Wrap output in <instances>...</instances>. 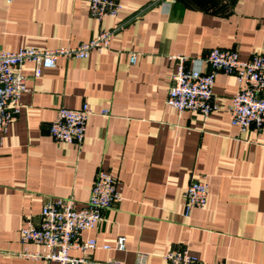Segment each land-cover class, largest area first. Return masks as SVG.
Listing matches in <instances>:
<instances>
[{
  "label": "crops",
  "instance_id": "1",
  "mask_svg": "<svg viewBox=\"0 0 264 264\" xmlns=\"http://www.w3.org/2000/svg\"><path fill=\"white\" fill-rule=\"evenodd\" d=\"M118 1L126 6L117 17L98 18L90 0H0V49L76 45L125 22L103 51L62 57L40 75L25 63L28 89L0 147V264H58L20 255L45 251L22 242L20 228L56 197L85 204L101 168L117 174L123 199L84 231L98 246L73 254L166 264L168 250L186 247L205 263L264 264V124L242 132L227 110L244 83L219 72L221 107L208 115L166 101L174 55L191 65L215 46L243 58L261 50L264 0ZM85 102L94 112L83 143L58 142L49 129L58 108ZM197 178L208 182V201L186 215L183 190Z\"/></svg>",
  "mask_w": 264,
  "mask_h": 264
},
{
  "label": "built area",
  "instance_id": "2",
  "mask_svg": "<svg viewBox=\"0 0 264 264\" xmlns=\"http://www.w3.org/2000/svg\"><path fill=\"white\" fill-rule=\"evenodd\" d=\"M158 2L162 0H151ZM126 5L118 0H90V14L98 18L105 15L117 17ZM125 22L119 19L110 28L100 29L92 39L76 45L55 48L22 47L18 50L0 49V147L4 133L21 110V95L28 89L23 67L26 62L34 63L35 75H40L44 67H53L62 57H87L91 50L103 51L110 45L112 37L120 32ZM178 65L172 74L167 103L179 111L194 110L210 114L219 110L214 84L219 72L224 71L237 76L244 83L227 105L231 122L239 125L242 132L252 125L264 124V45L260 51L249 58H243L236 49L212 47L205 56L193 58L188 65L189 56L174 55ZM135 52L131 55L134 62ZM205 62V64H201ZM201 64V65H200ZM108 113L107 109L102 110ZM94 110L88 102L79 108L60 106L56 117L50 123L51 134L58 142H74L81 145L86 136L87 125ZM205 179H193L183 190L185 214L193 208L204 207L208 201L209 187ZM123 199L119 178L114 172L101 168L92 185L85 204L78 206L73 196L56 197L44 204L39 220L28 218L20 228L22 242L34 241L42 244L44 252L26 248L18 253L27 257H46L58 264H125L108 258L94 260L86 254L78 255L72 249L95 248L98 242L94 237L84 238L86 230L96 228L104 218V211ZM126 237L117 239L116 247L125 248ZM109 248V244L103 245ZM166 264H226L220 261L205 263L186 247L173 248L164 254ZM140 264V263H139Z\"/></svg>",
  "mask_w": 264,
  "mask_h": 264
}]
</instances>
